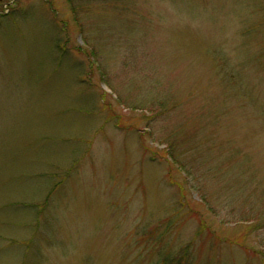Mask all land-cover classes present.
Masks as SVG:
<instances>
[{"label": "rangeland", "instance_id": "obj_1", "mask_svg": "<svg viewBox=\"0 0 264 264\" xmlns=\"http://www.w3.org/2000/svg\"><path fill=\"white\" fill-rule=\"evenodd\" d=\"M0 264H264V0H0Z\"/></svg>", "mask_w": 264, "mask_h": 264}]
</instances>
